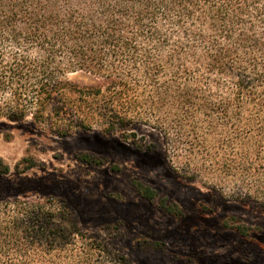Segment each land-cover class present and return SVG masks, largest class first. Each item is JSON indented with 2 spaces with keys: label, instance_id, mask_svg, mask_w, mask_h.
Returning a JSON list of instances; mask_svg holds the SVG:
<instances>
[{
  "label": "trees",
  "instance_id": "trees-1",
  "mask_svg": "<svg viewBox=\"0 0 264 264\" xmlns=\"http://www.w3.org/2000/svg\"><path fill=\"white\" fill-rule=\"evenodd\" d=\"M50 114L69 119V130H119L135 149L155 151L130 128L146 125L161 134L175 174L264 196V0H0V119L44 123ZM38 166L25 157L12 168L0 156V177ZM131 184L185 215L154 186ZM76 213L54 195L0 196V264H134Z\"/></svg>",
  "mask_w": 264,
  "mask_h": 264
},
{
  "label": "rangeland",
  "instance_id": "rangeland-1",
  "mask_svg": "<svg viewBox=\"0 0 264 264\" xmlns=\"http://www.w3.org/2000/svg\"><path fill=\"white\" fill-rule=\"evenodd\" d=\"M68 123L51 114L44 123L31 117L0 119V156L12 168L25 157L40 163L26 173L12 170L0 177V196L54 195L67 200L85 231L100 232L134 264H264V196L223 194L175 174L161 134L146 125L130 128L145 136V145L155 144V151L135 149L119 130H69ZM65 131L67 136L62 135ZM83 152L104 157L107 163L85 164L77 158ZM132 178L154 186L185 215L167 214L159 201L141 197ZM226 220L252 227L251 234L225 227Z\"/></svg>",
  "mask_w": 264,
  "mask_h": 264
}]
</instances>
